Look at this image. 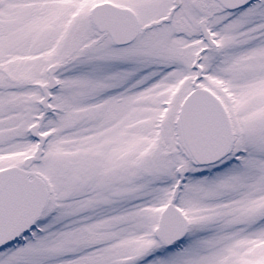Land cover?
Wrapping results in <instances>:
<instances>
[{"label": "snow or ice", "instance_id": "obj_1", "mask_svg": "<svg viewBox=\"0 0 264 264\" xmlns=\"http://www.w3.org/2000/svg\"><path fill=\"white\" fill-rule=\"evenodd\" d=\"M0 264H264V0H0Z\"/></svg>", "mask_w": 264, "mask_h": 264}]
</instances>
